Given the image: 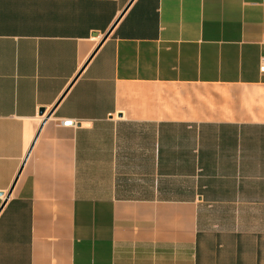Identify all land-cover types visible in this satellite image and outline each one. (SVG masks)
Here are the masks:
<instances>
[{"label": "crops", "instance_id": "crops-1", "mask_svg": "<svg viewBox=\"0 0 264 264\" xmlns=\"http://www.w3.org/2000/svg\"><path fill=\"white\" fill-rule=\"evenodd\" d=\"M262 58L264 0H0V264H264Z\"/></svg>", "mask_w": 264, "mask_h": 264}, {"label": "built area", "instance_id": "built-area-1", "mask_svg": "<svg viewBox=\"0 0 264 264\" xmlns=\"http://www.w3.org/2000/svg\"><path fill=\"white\" fill-rule=\"evenodd\" d=\"M258 71H259V73L264 74V58H262L260 61ZM60 124L63 126H69L72 123L70 121H61Z\"/></svg>", "mask_w": 264, "mask_h": 264}, {"label": "water", "instance_id": "water-1", "mask_svg": "<svg viewBox=\"0 0 264 264\" xmlns=\"http://www.w3.org/2000/svg\"><path fill=\"white\" fill-rule=\"evenodd\" d=\"M108 32H109V31H108ZM108 32L106 33V35H104V37L102 38L100 44H101V43L107 38V36H108ZM42 114H44V110H43V109H41V110L39 111V115H42Z\"/></svg>", "mask_w": 264, "mask_h": 264}]
</instances>
